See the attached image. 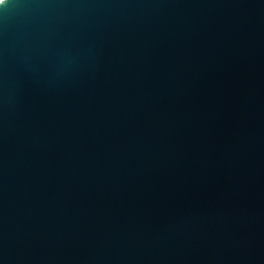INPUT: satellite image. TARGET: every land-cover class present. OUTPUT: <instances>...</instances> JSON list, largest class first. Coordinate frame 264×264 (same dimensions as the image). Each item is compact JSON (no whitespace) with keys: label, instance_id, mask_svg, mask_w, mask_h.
Segmentation results:
<instances>
[{"label":"water","instance_id":"95a60500","mask_svg":"<svg viewBox=\"0 0 264 264\" xmlns=\"http://www.w3.org/2000/svg\"><path fill=\"white\" fill-rule=\"evenodd\" d=\"M0 264H264V0H0Z\"/></svg>","mask_w":264,"mask_h":264}]
</instances>
